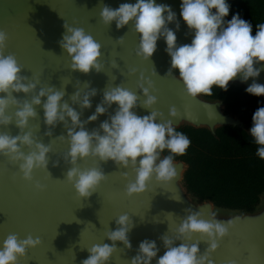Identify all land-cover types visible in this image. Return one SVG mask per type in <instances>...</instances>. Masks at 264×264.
<instances>
[{"label": "clouds", "instance_id": "obj_1", "mask_svg": "<svg viewBox=\"0 0 264 264\" xmlns=\"http://www.w3.org/2000/svg\"><path fill=\"white\" fill-rule=\"evenodd\" d=\"M99 5V18L104 25L109 26L114 21L116 28L121 29L132 24L134 32L139 34L135 54L143 60L149 61L156 51L158 39H164L165 51L171 58L167 76H173V69L178 70L179 77L173 78L179 79L183 85V94L189 98L210 97L213 95V86L226 91L229 82L237 76L244 82L250 77H258L264 70V23L256 25L253 36L252 24L241 19L239 14H234L231 20L225 21L224 17L228 16L230 8L226 0H181L180 17L193 35L190 44L179 46L175 31L168 27L169 23L176 21V13L170 6L157 4L155 0L121 3L116 9L103 3ZM63 27L65 32L59 46L70 60L69 69L83 74L92 70L101 72V45L83 28L69 26L66 22ZM176 28L179 29L178 23ZM7 40L8 34L0 29V94H3L0 96V126L8 127L14 123L19 133L13 136L8 132H0V156L17 167L21 179L31 182L35 170L47 171L50 144L38 142L33 138L32 131H25L29 120L38 115L35 106H42L44 124L49 129L55 128L57 123H63L67 129L66 136L56 138L67 139L69 148L62 158L71 167L64 174V179L72 185L78 198H89L106 179L100 167L81 169L77 166L78 160L88 157L105 163L111 160L118 167L130 169L134 180L125 185L124 192L128 197L144 193L151 181L168 185L174 180L177 176L174 156L184 155L191 141L174 127L172 120L180 117L175 106L169 107L168 116L171 119L168 120L164 119L162 112L153 108L157 98L150 94L149 90L153 89L150 79L143 74L138 78L136 87L144 97L142 101L136 93L120 85L107 86L95 112L87 120L81 121L82 112L74 110L63 99L67 84L61 90L48 86L37 91L39 80L21 75L23 66L18 63L15 55L4 54ZM117 42H122V37ZM112 66L117 67L115 62ZM134 73L135 69L129 71V75ZM153 74L156 72L153 71ZM115 79L116 77L113 81ZM84 84L88 91L81 96L77 89L70 96L71 104H78L81 110L91 108L90 97L97 94L96 89L89 90V83ZM245 91L254 96H264V84L253 80ZM32 92L36 94L30 101L25 99L21 102V99L13 95L23 93L27 96ZM44 97L46 99L42 103L41 98ZM113 104L117 105L114 114L100 123L98 129L88 131L85 125L96 121ZM137 107L150 110V114L138 116L134 111ZM10 108L16 109L12 116L6 114ZM249 134L259 146L256 155L264 160V107H259L252 115ZM44 135L51 137L52 132L46 131ZM25 148L28 149L27 153L23 150ZM165 150L169 154L161 158V153ZM48 174L50 175L49 172ZM121 175L127 180L129 173L125 171ZM34 187L39 191L45 189V185L39 181ZM184 211L187 214L174 228L175 237H159L165 252L156 259V264H214L211 253L229 235V230L238 222L239 217L222 222L215 218L212 211H209L207 219L200 211H193L191 208ZM168 215L173 214L169 212ZM115 223L118 225L116 230L105 233L107 240L113 243L94 244L86 248L89 255L81 264H109L113 253L117 251V241L123 244L124 249H131L128 233L134 224L130 216L127 213L119 215ZM193 235H198L199 239L188 243ZM176 241H180L179 246H174ZM200 242L208 244L203 254L198 247ZM40 243L39 237L33 238L30 234L23 239L15 233L8 234L0 243V264H18L19 259L26 256L28 249L35 248ZM158 251L155 241L145 239L140 242L137 254L127 264H151ZM226 264L238 262L229 259Z\"/></svg>", "mask_w": 264, "mask_h": 264}, {"label": "water", "instance_id": "obj_2", "mask_svg": "<svg viewBox=\"0 0 264 264\" xmlns=\"http://www.w3.org/2000/svg\"><path fill=\"white\" fill-rule=\"evenodd\" d=\"M135 2L136 0H0V29L8 34L4 54L15 55L18 63L23 66L21 75L39 80L37 91L48 86L61 90L67 84L63 99L74 110L82 112L81 121L87 120L95 112L107 86L120 85L136 93L142 101L144 97L136 85L143 74L153 83V89L149 90L157 98L153 108L162 112L165 120L171 119L168 116L169 107L175 106L180 112V117L172 120L175 128L185 124L193 128H206L212 133L226 126L244 129L242 121L227 113L222 102L206 100L200 96L189 98L183 94L182 83L178 78H173L179 77L178 70L173 69V76H167L171 58L165 51L166 43L162 37L158 39L156 51L150 60L145 61L135 54L139 34L134 32L131 23L117 29L114 21L106 26L99 18L101 3L116 9L121 3ZM155 2L170 6L176 13V21L169 23L168 27L175 31L177 45L190 44L193 34L180 17L181 0ZM65 22L69 26L83 28L101 45V72L92 70L83 74L69 69L70 60L59 46L65 32ZM121 37L122 42H117ZM113 62L117 67L112 66ZM131 69H135V73L129 75ZM153 71L156 72L155 75ZM114 77L116 79L113 81ZM253 80L264 84V70L256 78L250 77L241 82L237 76L229 83L246 89ZM85 82L89 83V90L94 88L97 94L90 97L91 108L81 110L78 104H71L70 96L77 89L81 96L88 91ZM35 94L32 92L25 96L23 93H13L21 102L25 99L30 101ZM45 99L46 97L41 98L42 103ZM116 107L113 104L96 121L86 124V129H98L100 123L114 114ZM15 110L10 108L6 114L12 116ZM35 111L38 115L29 120L25 131H32L33 138L38 142L50 144L47 171L51 176L47 171L35 170L33 180L25 181L21 179L17 167L0 156V243L10 233L17 234L20 239L30 234L33 238L39 237L41 241L37 247L28 249L26 256L19 259L18 264H81L89 255L86 248L94 244L113 243L107 240L105 233L116 230V218L125 213L134 224L128 233L132 247L130 250L124 249L121 242H115L117 251L113 253L109 264H127L137 254L140 242L145 239L156 242L159 251L151 262L156 264V259L165 252L159 237H175L174 228L187 214L185 209L200 211L205 219L208 218L209 211L213 212L214 205L211 202L193 203L189 200L190 193L182 184L186 165L180 161H174L177 176L171 183L161 185L151 181L144 193L128 197L124 192L125 185L134 180L130 169L118 167L111 160L106 163L93 157L78 160L79 168L100 167L106 175V179L89 198H78L72 185L64 179V174L71 167L62 158L69 148L67 139L56 138L66 136L67 129L63 123H57L55 128L49 129L44 124L42 106H35ZM134 111L138 116L150 114V110L142 107H137ZM14 119L13 116V121ZM49 130L52 132L51 137L44 135ZM0 132L15 136L19 129L12 123L8 127L0 126ZM23 150L25 153L28 151L26 148ZM125 171L129 173L127 180L121 175ZM37 181L45 185L43 191L34 187ZM169 212L173 215L169 216ZM237 217L238 222L229 230V235L219 242V247L211 253V259L214 264H226L229 259L237 260L238 264H264V207L259 213H245L226 219L215 218L227 222L236 220ZM198 239V235H193L187 242L193 243ZM179 244L180 241H176L174 246ZM198 247L203 254L208 244L200 242Z\"/></svg>", "mask_w": 264, "mask_h": 264}, {"label": "trees", "instance_id": "obj_3", "mask_svg": "<svg viewBox=\"0 0 264 264\" xmlns=\"http://www.w3.org/2000/svg\"><path fill=\"white\" fill-rule=\"evenodd\" d=\"M228 20L234 14L252 24L264 23V0H230ZM220 101L225 111L239 118L244 129L220 127L213 133L206 128L181 126L176 130L191 141L185 154L174 156L186 170L182 184L198 202H211L214 207L241 213H253L264 194V160L256 155L259 147L249 134L252 115L264 107V96L248 94L245 88L229 83L227 90L213 86V95L200 96ZM162 156L168 155L165 150ZM173 161V162H174Z\"/></svg>", "mask_w": 264, "mask_h": 264}, {"label": "rangeland", "instance_id": "obj_4", "mask_svg": "<svg viewBox=\"0 0 264 264\" xmlns=\"http://www.w3.org/2000/svg\"><path fill=\"white\" fill-rule=\"evenodd\" d=\"M229 1L230 0H226L227 3ZM224 20L228 21L227 17H224ZM210 101H212V100H210ZM181 126H185V124H181L179 127H181ZM161 158H163L162 154H161ZM188 198L193 203H200L196 199H194L190 194L188 195ZM263 199H264V194L262 195L260 204L258 205L257 209L253 213H259L260 211H262V209L264 207ZM213 212L215 213V217L221 218V219H223V218H225V219L226 218H230V217L236 216V215L242 216V215L245 214V213H241V212L230 211V210H226V209H222V208H216V207L213 208Z\"/></svg>", "mask_w": 264, "mask_h": 264}]
</instances>
